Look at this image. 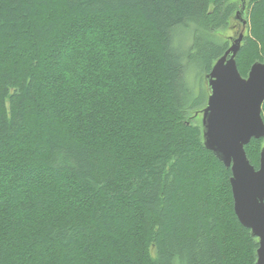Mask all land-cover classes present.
<instances>
[{
	"label": "trees",
	"instance_id": "16d2710c",
	"mask_svg": "<svg viewBox=\"0 0 264 264\" xmlns=\"http://www.w3.org/2000/svg\"><path fill=\"white\" fill-rule=\"evenodd\" d=\"M245 1L247 78L264 63V0ZM241 9L0 0V264L257 263L232 171L204 143L208 89L192 82L243 30ZM263 147H246L257 169Z\"/></svg>",
	"mask_w": 264,
	"mask_h": 264
},
{
	"label": "water",
	"instance_id": "95a60500",
	"mask_svg": "<svg viewBox=\"0 0 264 264\" xmlns=\"http://www.w3.org/2000/svg\"><path fill=\"white\" fill-rule=\"evenodd\" d=\"M246 1L236 20L244 27L230 39L225 54L206 75L208 101L202 114L206 148L232 171L231 187L235 213L241 224L258 239L257 263L264 264V147L257 169L250 161L246 147L252 140L264 139V63L252 65L244 78L238 68L237 56L245 37L248 22L243 17ZM250 209L242 215L240 204Z\"/></svg>",
	"mask_w": 264,
	"mask_h": 264
},
{
	"label": "rangeland",
	"instance_id": "374dc122",
	"mask_svg": "<svg viewBox=\"0 0 264 264\" xmlns=\"http://www.w3.org/2000/svg\"><path fill=\"white\" fill-rule=\"evenodd\" d=\"M240 32V31H239ZM189 33V32H188ZM187 35V34H186ZM184 36V31H181V33L177 36V39H176V42L178 41V43L182 46V44L184 45L185 44V42H184V39L185 40H188V36ZM227 36H232V37H234V38H236L235 37V35H234V32H229V33H227L226 34ZM230 41H232L233 42V40L232 39H230ZM189 42V41H188ZM231 42V43H232ZM187 44V43H186ZM193 70V74H195V77L196 78H194V79H192V82H193V84L194 85H196V86H198L199 88L200 87H204L205 89H206V91H207V89H208V84H207V82H206V80H202V78H203V76H204V74H205V68L204 67H202V66H195V68L194 69H192ZM197 79V80H196ZM208 97H209V95H205V97L203 98V103L204 104H202V108L204 107V105L206 104V102L208 101ZM202 114L200 113V114H198V116H197V118H198V120L201 122V125H202V117L203 116H201Z\"/></svg>",
	"mask_w": 264,
	"mask_h": 264
},
{
	"label": "snow or ice",
	"instance_id": "6c2138e0",
	"mask_svg": "<svg viewBox=\"0 0 264 264\" xmlns=\"http://www.w3.org/2000/svg\"><path fill=\"white\" fill-rule=\"evenodd\" d=\"M240 211H241V213L243 215L244 213L249 212L250 209H249V207L244 202H241V204H240ZM261 211L264 212V208H262Z\"/></svg>",
	"mask_w": 264,
	"mask_h": 264
},
{
	"label": "bare ground",
	"instance_id": "6f19581e",
	"mask_svg": "<svg viewBox=\"0 0 264 264\" xmlns=\"http://www.w3.org/2000/svg\"><path fill=\"white\" fill-rule=\"evenodd\" d=\"M232 42V41H231ZM202 116V115H201ZM202 119V118H201Z\"/></svg>",
	"mask_w": 264,
	"mask_h": 264
}]
</instances>
